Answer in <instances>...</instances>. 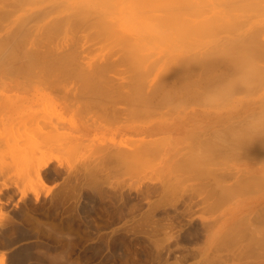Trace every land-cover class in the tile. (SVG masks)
<instances>
[{
	"label": "rangeland",
	"instance_id": "374dc122",
	"mask_svg": "<svg viewBox=\"0 0 264 264\" xmlns=\"http://www.w3.org/2000/svg\"><path fill=\"white\" fill-rule=\"evenodd\" d=\"M7 1L10 2L11 0H0V40L5 39L2 40L4 42L0 43V46L2 45L0 50L5 49L1 51L4 53L0 52V264H264V143L261 142L262 137L264 138V130L258 132L261 133L259 136L257 135L259 139H256L257 141L254 146H249L250 148L248 149L236 148L233 144L234 141L239 139L238 137L244 139L247 137L245 134L234 135L235 130L250 116L264 119V113H190L192 110H199L197 107H200V105L210 110H215L218 107H209L205 103L198 105L197 99L194 96V98L189 96L192 89H189L190 93L188 96L196 101V103L194 101V104L193 101L186 102L187 99L189 100L188 96H186L187 99H182L181 94H179L180 96L174 97L173 99L164 101L157 99L155 101L157 102L155 105L156 108L150 109V105H146V109L147 106L149 107V113L142 106L141 108L146 113L144 110V113L142 111L141 113L138 111L131 113L136 105H141V101L139 100V103L136 102V105L133 104V107L129 110V103H126L129 100H125L132 95L130 93L134 95L138 91L131 92L134 85L129 90L132 84L131 86L129 85V89L128 86L127 88L124 87L126 84H123V82L127 83L129 80L130 83L133 82L132 78L128 79L129 76H133V73L130 74L128 72L130 66L128 68V63H125L123 60V51L128 49V47H125V50H123L122 47L120 48V45H117L124 40L118 43L114 42L113 36H116L115 33L110 36L113 38L108 39L105 38L106 36H104L105 39L102 36H100L102 38H99L95 34L96 30L98 31L99 28H103V26H99L101 22L96 17L98 15L101 16L100 13H107V16L108 14L110 15L108 12L114 10L113 4H109L107 7L100 5L101 9L100 6H97L96 11L99 12V14L96 12L97 16L95 13L92 16L90 14H87V17L84 16V18H88L87 21L83 18L84 24L82 27L84 28L85 25L86 29H79L81 25L78 29H72L73 26L69 25L70 20L73 22L76 18L70 16L66 20L67 22H65V19L74 11L81 10L76 4L64 2V5L70 4L69 6H71V8L65 7V9L61 2L58 6L59 1L54 0H36V2L33 0V3L31 2L33 5L30 3L31 0H29L30 5H28V2V4L24 5L26 2L24 0V2H20V6H17L20 0L18 2L17 0H13L10 3ZM14 2H16L15 5L12 4ZM263 2H260L261 5L257 4L258 6H256L254 4V6H264ZM111 5L113 6L112 8H110ZM207 6L204 5V12L211 9ZM59 7H61V10L58 9ZM187 7L190 9V12H194L192 10L193 6ZM197 7L199 8V6H196V9ZM253 7L251 10L255 9ZM62 8L65 10H62ZM182 9H179V15L182 13ZM251 10L246 15H255L252 19L257 18L256 14L264 13V9L261 7L260 10L259 8ZM5 12H7V16ZM190 12L188 13L189 15H186L187 13L184 12L185 14H182V17L188 18L189 21H192L191 23L185 19L184 21L183 18H177V15L175 16L178 20H182L179 21H184L183 24L180 22L183 26L179 25L175 17L173 18V20L176 19L174 21H177L175 23L170 19V23H173L174 28L172 24L171 26L169 25L170 23L167 24L168 26L166 25L169 20H164L167 26L164 27L165 25H161L162 23L159 21L157 23L155 19L144 22L134 20L135 23H133V20H130L131 22L125 21L123 29H129V25L130 27L133 26L134 28H132L133 31L131 32L120 31V28L115 26L119 30L118 32L126 33L124 38L127 35L132 37H130V40L128 37L127 41L129 40V43L124 41L125 46H130L134 41L133 44L138 43V45H142L141 47L134 45L135 47L146 48L143 51H140L137 47L134 48L140 54L144 55L149 52H151L149 54L153 52L157 53L151 55L153 57L149 54L150 57L147 54L146 56L144 55L147 62L144 61L143 66L140 64L143 68L141 70L139 69V71L142 73L143 70L151 66L149 65L147 67L149 63H152L151 60L155 61L154 58L160 61L158 63L156 60L157 63H155L157 65L155 64V68L153 67L154 63H152L153 71L151 67V69L148 68L150 70L147 69L151 71V76H149L150 74L144 76L142 74V77H140L144 79L146 76L144 80L147 83H144L145 85L148 86L152 80L158 82L161 78L159 74L162 72L166 75L168 74L167 70H170V66H167L169 69L165 70L164 64L165 62L167 63V60L169 62L170 58L171 62H173L172 64L170 62V64L173 66L176 65L174 62L180 59V61H177L179 67L182 65H180L182 61L181 57L183 60L185 56L191 59V54H193L191 57L194 58V55L198 53L199 56H197L198 54L196 55V61H201L202 57V60L204 59L205 61L209 57H200V52L209 48L211 41H215L217 37L227 38L232 35L231 33H239L243 28V26H241L242 28L240 27L241 24L239 22L241 21L242 24L245 23L244 25L253 22H250V20H246L247 22H243V20L236 21L240 25H236L237 27L234 26V29H236L234 32L227 33L225 32V28H228L227 24L229 22L231 24L234 22L235 24L234 17L229 16L226 18L227 22L219 20L214 22L216 28L221 22L227 23H224L226 24L225 28L224 24L221 23V27L219 28L224 29L216 35L219 28L216 30L214 25L212 27L213 23H210L211 25L208 24L209 26L207 24H205L206 26L204 25L207 31H214L212 28L215 29L213 33L203 31L204 26L201 29L200 26L196 28L193 25L196 22L199 23V20H203L202 18L207 15L192 12L193 16H191L192 13ZM194 14L200 17H194ZM27 15L28 18H26ZM61 16H64L65 19L62 17L63 20L60 19V21H57L58 19L56 18H61ZM93 16L96 17L94 18ZM82 17L78 16L79 21H77L76 26H78V22H80ZM92 17L97 20V23L99 22L97 25L99 26L98 29L90 26L92 24L91 21L94 23L92 25H96V21H93ZM98 18L100 19L101 17ZM55 19L58 23L62 22V26L65 23V27H61L62 29L59 31L55 30V28L51 29L56 24L54 22ZM90 19L92 20L90 21ZM87 23L91 24L88 25ZM141 23L144 26L148 24H159L161 27H157L154 31H147L145 28H142ZM185 23L187 26L189 25L188 23L190 25L192 24L196 28V31L201 29L202 34L206 32V38L201 37L204 34H200L201 32L199 31L198 34L201 36L197 35L192 25V32H190L191 28L190 30H188L189 28L185 29ZM230 23L228 26L233 27ZM177 24L183 28L178 27ZM49 25L51 26L49 27ZM86 25L87 27L90 26V28L88 27L87 29ZM169 26L170 28H168ZM44 27H48L50 30ZM177 27L178 29L182 28V31L179 32L176 29ZM74 30H80L82 32ZM102 31L100 32L102 33ZM177 31L179 33H173ZM226 31H229V28ZM46 32L47 34L50 33L51 35H49L51 37ZM100 32H98L99 35H101ZM170 32L173 33L171 34L172 40L180 38L178 39L179 42L181 39H187L190 44L186 43V46H184L187 40L182 41L183 45L178 43L176 39L174 41L170 40V35H168ZM185 32H189L190 34L194 32L196 35L192 36L194 33L191 36L188 34V37L186 35L187 33L185 35L181 34ZM259 32L264 37V32L261 30ZM259 32H256L257 35ZM162 33H168L167 37H169V40L173 44L168 38H164L167 44L160 45V42H164V40L161 41L164 37H162ZM214 33L215 36H213ZM256 33L254 37H256ZM141 34L143 36L148 34L149 39L151 38L150 35L152 37L155 35V37H158V41L160 36L162 38L159 43L151 38V45V43H148L150 42L148 35H146V41L145 37ZM106 35L108 36L109 34ZM181 35L186 36V38H183ZM136 38H140V40L138 41ZM257 38L259 40L260 37L257 36ZM131 40L133 41L131 42ZM259 41L264 40L261 39ZM191 42H193V45ZM3 43H5V47ZM133 44H131V47H133ZM73 46L77 48L75 50L76 52L74 51L75 54L73 52L74 55H72V50H70L75 49ZM38 50H42L39 53L40 55L34 54L36 52L38 53ZM55 50L57 52L59 51V54L56 53L57 55H60V52H62V56L69 53L67 55L69 57H65L67 59L71 56L69 61H72L71 59L73 58V62L76 59L75 56L79 57L81 53V57L84 60L77 57L75 63L80 62L81 64L79 63V66L82 70L87 65L88 68L85 67L84 72L85 70L89 72L94 68H98V66H94L93 69L91 68L96 62L97 64L99 63L100 69L102 68L100 63L103 65L105 62H107L105 65L110 62L114 63L109 64V66L115 65V68H107L104 65L107 69L113 70L111 73L108 71V73L106 68H103L107 72V75L109 74L108 78L106 77L107 82L111 79L112 84L106 82L102 86L107 87L102 88H108L110 98L114 100L115 98H112V95L117 93L114 91L118 89L116 87L120 84L124 88H120L121 86L119 85V89H122L119 92L122 91L121 93H125L127 91L130 94L129 97L127 96L124 99L123 95H119L120 97H118L121 99L116 98L121 100V104H117V101H120L116 99V104L114 103V106H110L115 108L110 109L109 104L105 101L108 97H105L104 102L102 98H98L100 97L98 94V100L100 101L101 99L104 102L101 108L103 106L106 107L102 112L106 111L107 113H97V108L98 112L101 109L96 107V103L93 104L95 106L91 108V112L89 110L90 107L87 106L88 102L86 103L85 100L89 96L93 97L89 95V92L92 91L91 88H94L93 86L96 85L95 83L97 81L93 85L90 82L92 76L89 77V82L88 80H84L87 77H83V74L77 73L79 72L78 70L76 72L75 69L77 66L75 63L72 66L69 64V68L67 67L68 65H64L62 69H59L61 71L56 70L60 74L55 72L54 68L50 70L51 66L46 65L43 61H45V57L50 59L52 57L51 55L56 52ZM77 50L80 52L79 54ZM44 51H46L45 54ZM52 51L55 52L53 53ZM22 53L24 56L28 54L27 57L22 58ZM31 53L33 54L32 57ZM230 53L228 52L224 56ZM13 55L15 57L20 56L22 61L20 59H15V61ZM44 55L47 56L44 57ZM159 55L161 57L163 55V58L159 59ZM175 56H177L176 59L174 58ZM38 57L39 59L36 61ZM140 57L138 56V58ZM42 58L44 59L42 60ZM135 59L136 61L138 60L137 58ZM225 59H227V62L230 56L228 55ZM131 60L133 61V59ZM254 60L251 59V65L258 64L261 67L264 66L262 60L259 61L257 59L255 60L256 63H252ZM136 61L134 62V66ZM10 62L11 65H9ZM21 62L24 63L21 65ZM29 62H34V64ZM37 62L41 65L39 66ZM82 62L85 63L83 66ZM248 62H246V65H249L242 68L244 70V73L241 72L242 74H247L245 70H250V60ZM195 64L196 66L199 64L198 67L200 66V68H198V71H200L195 74L196 69H194V72H191L197 76H199V73L203 75L204 70L202 68L204 66L200 63ZM184 65L188 67L189 64L187 65L185 63ZM10 66H13V69ZM21 66L23 71L19 72L18 68L22 70ZM26 66L30 67L28 68ZM163 66L165 68L164 70L162 69ZM173 66H171L172 71L176 67L178 69V66L172 69ZM66 67L67 69H65ZM192 67L190 65L187 70L190 71ZM221 67L226 72V69L231 66L221 65ZM261 67L259 69L256 67L257 71ZM89 68L92 70H89ZM262 69L264 70L263 67ZM69 70L70 74H73L71 77L68 73ZM218 70L220 69H217L216 72ZM253 70L255 71L254 68ZM129 71L131 72L132 70ZM148 71L144 73H148ZM172 71L169 72L174 73ZM252 71H249V76L254 79L256 77L255 75H258L260 71H256L257 73ZM228 72L231 71L228 70ZM62 73L68 75L65 76ZM76 73L78 76L80 74L83 76L78 77ZM176 73L180 74V72H175L174 74ZM192 73L191 76H194ZM235 73L238 72L235 71ZM241 73L239 72L238 74L241 76ZM95 74L97 75V73H94V76ZM178 74L174 77L176 80L182 75L179 77ZM217 74L213 72V75L217 76ZM63 75L69 79L66 81ZM157 75L160 78H157ZM94 76L92 79H94ZM139 76H141L140 73ZM232 76L230 75V77ZM100 77L97 75L95 79H100V82H102ZM210 77L209 80L213 78L212 76ZM59 78L64 82H60L61 80ZM79 78L81 80L83 78L84 81H82L85 85L80 82L81 80ZM136 78L137 80L135 81H140L138 79L139 77L136 76ZM166 78L164 77V79ZM194 78L198 79L196 76ZM194 78L188 82L195 80ZM206 78L208 79L207 76ZM180 79L181 81L185 80L184 82H187V77L184 79L181 77ZM223 79L226 80V76ZM256 79H254V85L256 87L252 84L246 87L247 85L245 84L247 91L243 87L242 89L245 92L240 89L243 93L242 95L241 92L240 95L238 93L229 105L220 106V108L226 110L234 106L244 105L241 99H244L245 103L246 101H260L261 96L264 95V86L262 87L261 85H264V82L263 78L261 79L263 83H259L260 79ZM178 80L177 83L180 82L182 84ZM75 81L77 85H75ZM104 81L105 78L103 83ZM159 82L157 84L154 83V85H158ZM86 83L91 84V87ZM259 84L261 85V89L258 87ZM160 85H158L159 90H161ZM251 86L258 90L253 89V91L250 90L248 92ZM113 87L116 90H113ZM88 88L91 91L87 90L86 92ZM161 88H163L162 85ZM110 89L115 94L112 91L111 94ZM254 90L257 92L254 93ZM92 92V95H94L95 91ZM194 93L193 91V95ZM206 93L208 92L206 91ZM244 93H250V95L244 96ZM160 94L162 95L163 93H159L158 91L155 96H160ZM7 95H13L14 98L10 97L14 101L11 100L12 102H10V97L8 98ZM202 96L200 97L201 99L204 98ZM94 97L92 99H97ZM108 100L110 101L109 98ZM110 102H112L110 103L111 105L114 101ZM84 107L88 108L89 113H86L88 112L86 111L87 109H85L86 112L84 111ZM123 108L128 109L130 113H127L128 111L126 112V110L121 113V110H118H123ZM111 110L114 113H111ZM114 110H118L119 112L115 113ZM151 110L154 111L151 112ZM221 134L229 137L225 144L217 143V137ZM45 140L49 143H45ZM150 141L151 143H149ZM33 157L36 158V161ZM45 163H48V167L42 170L43 178L41 179L38 172ZM251 171L253 173L255 172V174L250 173ZM249 175H252L257 181H252V177ZM247 176L250 177V179L248 177L250 182H247ZM239 177H242V179L246 177L247 180L245 181L247 184L244 183V185ZM257 177L260 179H257ZM244 179L243 182H245ZM236 180L241 181L240 186L238 185L239 181ZM220 188H222V193ZM226 188L227 190L231 188V195L224 192ZM232 191L234 192L232 193ZM226 195L228 196L226 197ZM239 222H241L240 225ZM244 224L247 225L245 226ZM233 228L237 231L240 230V234L236 230L234 231ZM233 231L236 233H232ZM231 234H234V236Z\"/></svg>",
	"mask_w": 264,
	"mask_h": 264
},
{
	"label": "bare ground",
	"instance_id": "6f19581e",
	"mask_svg": "<svg viewBox=\"0 0 264 264\" xmlns=\"http://www.w3.org/2000/svg\"><path fill=\"white\" fill-rule=\"evenodd\" d=\"M6 1V0H5ZM11 1H13V0H11ZM10 1V2H11ZM19 0H17V2H18ZM22 1L24 2V0H20L19 2H18V4H17V6H20V4L22 3ZM35 2H36V0H34ZM38 1V0H37ZM40 1H43V0H40ZM54 1H59V3L57 4L58 6H59V4H63L64 5V2H71L72 4H76V5H78L79 6V8L82 10V12H81V10H79V11H77L78 12V14H77V12L76 11H74L73 13H71V14H69V16H68V18H66L65 19V15L64 16H61V18H56V19H58L57 21H60V19L61 20H63L62 19V17L65 19V22H67L66 20L67 19H69L70 18V16L72 17L73 16V18H76V20L75 21H71L70 20V24L69 25H71V26H73L72 27V29H78L79 28V26H80V28L79 29H81V28H83L82 26H83V22H84V19H85V21H87L88 20V18H86L87 17V14L89 15H91L92 16V14L93 13H95V15L97 16V13L99 14V12H97L96 11V7L98 6H102V7H104V5H105V7H107V5L109 6V4H113L114 5V7L111 5L110 6V8H112L113 7V11L112 12H108V13H110V15L108 14V16L106 15V14H102V13H100L101 14V16H95L96 17V19H98V21L99 22H101L100 23V25L99 26H103V28L101 29V28H99V26H97L98 24H99V22L97 23V20L96 19H93V17H92V19H93V21H96V25H92V24H94L91 20L92 19H90V21H91V23H87L88 25H90L91 27H94V28H96V29H98V31L96 32L95 31V34H97L98 36H99V38H104V36H106L105 38L106 39H108V38H113L114 37V42L115 43H118L119 41L121 42V40H124L126 43H129L130 41V35L128 36H126L125 38H124V36L126 35V33L124 34V33H121V32H118L119 30L121 31H133V29L132 28H134L133 26L132 27H130V25H129V29L127 28L126 30H124L123 29V25H124V23H125V21L126 22H131L130 20H133V23H135L134 22V20L136 21V20H141L140 22H144V21H147V20H153V19H155V21H157V23H159V22H161L162 24L161 25H165V23L166 22H164V20H169V22L167 21V23H166V25L167 24H169L170 23V19L172 20V22L173 23H175V22H177V21H174V20H176L178 17H180V18H183L182 17V14H185L184 12H186L187 14L186 15H189L188 13L190 12L189 10V8H188V10H187V8H186V6H189V7H191V6H193L191 9L192 10H194V12L193 13H195V14H204V15H207V16H204L202 19L203 20H199V23L198 22H196V23H194L193 25H194V27L196 26V28H199L198 26H200L201 27V29L203 28V26L205 25V24H209V25H211L210 23H213L212 24V27H213V25H214V22H216V21H226V18L227 17H234L233 18V20L235 21V24H234V22L231 24L230 22V24L231 25H233V27H231L230 25V27L228 26V24L226 23V22H221V23H226L227 24V27L229 28V31H226L228 28H225V26H226V24H224V28L226 29L225 30V32H234V30H236V29H234V26H236V25H240V27L241 26H243V28L241 29L240 27V32L239 33H237V34H233V33H231L232 35H230L229 37H227V38H216L215 39V41H211V43H210V47L209 48H207L206 50H204L203 52H200V57L201 56H207V57H209L208 59H205V61H204V59L202 60V58H201V61H196V57L197 56H199V54L197 55V54H195L194 55V58L193 57H191L193 54H191V56H190V58L191 59H189V58H187L186 56V58L184 57V60H183V58L181 57V62H180V67L178 66V63H177V61H180V59H178V60H176V62H174L176 65L175 66H173V65H171L173 62H171V58L169 59L170 61L168 62V60H167V63L165 62V68H164V66H163V70L165 69V70H167V69H169L170 68V70H167L168 71V77H167V75L165 74V73H163L162 71V75L161 74H159L160 76H161V78L160 77H158L159 75H157V78H160L159 80H158V82H159V84H161L162 85V87L163 88H161V85H160V89L162 90H159L158 88V85H154V83L155 84H157L158 82H156V80H155V82L152 80V82H149V84H148V86L147 85H145L146 83H147V81L146 80H144L145 78H146V76L144 77V79L143 78H140V77H142V74H143V76L144 75H149L150 74V72L151 71H148V70H150L151 68H152V63H154V65H153V67L155 66V64L157 63L156 62V60H157V58H154L155 59V61H152L151 60V64L149 63L148 65H147V67L149 66V65H151L150 67H148V68H150V69H148V68H146V70H143V72L141 73V71H139V69L141 70L143 67H141V66H143V62L144 61H146V54H144V55H142V54H140L138 51H136V50H134V48H136L137 46H142V45H138V43L137 44H133V40H131V44H133V47H131L132 45L130 44V46H125L124 45V41H122L121 43H119V44H117V45H120V48L122 47V49L123 50H125V47L127 48L128 47V49H126L125 51H123L124 52V56H123V60H124V62L125 63H128V68H129V66H130V68H129V70H132L131 72L128 70V72L130 73V74H132L133 73V76L131 75V76H129L128 77V79H131L132 78V81L133 82H127V83H124L123 81V84H126V86L124 85V87H126L127 88V86H128V89L130 88V86H131V84H132V86H131V88L129 89V90H131L132 88H133V85H134V88L131 90V92H135V91H137V93L135 92L134 93V95H133V93H130V94H132L130 97H132V98H130L129 97V93H127V91H125V93H121V92H119V90H122L123 88H122V86L120 85V84H118V86L116 87V88H118L117 90H116V88H114L113 87V90H116V91H114L115 93H113V91L110 89V93H111V91H112V93L113 94H115V95H112V98H115L114 100L112 99L111 100V96H110V94H109V90H108V88H106V89H103V88H105V87H107V86H102V85H104L106 82H107V80H106V77L108 78V75H107V72L108 71H110V73H111V71H113V70H111V69H107V68H111V67H114L115 65H113V66H109V64H114V63H112V62H110V63H108V64H106L105 65V63H107V62H105L104 63V65L107 67H105L102 63H100V65H102V68L100 69V67H99V63L97 64V62H96V64H94V63H91V64H94V65H92V69L94 68V66L96 67V66H98V68H94L93 70L92 69H90L89 68V70H92V71H89V72H86V70H85V72L83 71L84 70V68L85 67H87V65L83 68V70H82V68H80V66H79V63H75V61H76V59H77V57L75 56V58L76 59H74V62H73V58L71 59L72 61H69L70 60V58H71V56H70V58H67L66 59V57L65 56H67L68 54H65V55H61V53L62 52H60V55H57V54H59L56 50V52L54 53L53 51V53L55 54H52L51 56L53 57H48V58H50V59H47V57H45V56H47V55H44V57H45V61H43V63L45 62L46 63V65L48 64L49 66H51L50 67V70H51V68H54L55 69V72H57L56 70H59V69H62V67H64V65H68L67 67L69 68V64H71V66H72V64L74 65V63H75V65L77 66L76 67V72H77V70L79 71V72H77V73H81V74H83L82 76L83 77H87V78H85L84 80H88L89 79V77H91V80H90V82L94 85V82H96L95 84L96 85H92L94 88H91V90L92 91H95L94 92V95H92L93 94V92L88 88V89H86V92H87V90H89V91H91V92H89L88 94L89 95H91V96H95L96 98L98 97L97 95L99 94V96L100 97H98V98H102L103 99V101L105 100V97H108L109 99H110V101H114L113 102V104H111L110 105V103H112V102H110L109 100H108V98H106L107 100H105L106 102H107V104H109V108L111 109L112 107H110V106H114L115 104H116V97H118L119 95H123L124 96V99H125V97H129V98H126L125 100L127 101V99L129 100V101H125V100H122V101H125L126 103H129L128 104V106L130 107V109H129V107H128V109L129 110H131V107H133V104L134 105H136L135 103L136 102H138L139 100L141 101V105L139 104L138 106L136 105L135 107H134V109L131 111V113H136L137 111L139 112V113H141V111L143 112V108H141V106L142 107H144L145 109H146V105H150V109H152V108H156L155 107V105L157 104V102H155L157 99L158 100H161V101H164V100H167V99H173L174 97H177V96H180L179 94H181V98L183 99H185L186 98V96H188L189 95V91L191 90L192 92V94L190 93V97H195V99H197L196 101H197V103H198V105L199 104H201V103H203L204 104V98H203V96L205 97V95L207 94L206 93V91L207 92H209V91H211V90H214V89H218V88H220V86H221V84L223 85L225 82H227L228 80H231V79H235V78H240V79H242L243 80V82H244V84H246L247 86L246 87H248L249 85H254V82H255V78H257L256 80H259L258 82L259 83H261L262 81H261V79L263 78V82H264V70H263V72H262V70H261V68L263 67L264 68V66H259L258 64H252L251 65V59H255V60H257V59H259V61H261L262 60V63H264V41H259V40H264V37L263 36H261L262 34H260V30L261 31H263L264 32V13H259V14H256V19L254 18V19H252V17H254V16H248V15H246V14H249L248 12H249V10H251V8L254 6V4H256V6H258V5H261V1L263 2L264 0H54ZM8 2V1H7ZM10 2H8V3H10ZM21 2V3H20ZM29 3V0L27 1L26 0V2L24 3V5L25 4H28ZM33 3V0H31L30 1V3ZM61 2V3H60ZM6 3V2H5ZM30 3L28 4V5H30ZM31 3V4H32ZM37 3H39V2H37ZM264 3V2H263ZM1 4V3H0ZM12 4H16V2H14V3H12ZM258 4V5H257ZM3 5V4H2ZM10 5V4H9ZM23 5V4H22ZM33 5V4H32ZM63 5H60V6H63ZM68 5V6H67ZM65 4L64 5V7L63 8H67V7H69V8H71V6H69L70 4ZM201 5H203V6H201ZM204 5H208L207 7H210L211 9H207L206 11L207 12H204V10H205V8H204ZM251 5H252V7H251ZM4 6H5V4H4ZM92 6V7H91ZM101 6H100V9H101ZM180 6H182L181 8H185V10H183L182 9V13H180V15H179V9L181 10V8H180ZM196 6H199V8L197 7V9H196ZM256 6H254L255 7V9H252V10H256V8L258 9L259 8V10H260V7L261 8H263L264 9V6H259V7H256ZM97 7V8H98ZM195 7V8H194ZM202 7H203V9H202ZM253 7V8H254ZM47 8V7H46ZM62 8V10H65V9H63ZM68 8V9H69ZM74 8V7H73ZM90 8H91V10H90ZM93 8V9H92ZM54 9V8H53ZM56 9V8H55ZM59 10H61V7H59L58 8ZM95 9V10H94ZM106 9V8H105ZM196 9V10H195ZM199 9H201V10H199ZM58 10V11H59ZM103 10V9H102ZM197 10H199L198 12H197ZM251 10V11H252ZM262 10V9H261ZM40 11V10H39ZM95 11V12H94ZM107 11H109L108 9H107ZM184 11V12H183ZM258 11V10H257ZM47 12V11H46ZM60 12V11H59ZM75 12H76V15H75ZM91 12V13H90ZM97 12V13H96ZM105 12V11H104ZM192 12H190V13H192ZM197 12V13H196ZM6 13V16H7V12H5ZM193 13L191 14V16H193ZM10 14V13H9ZM8 14V15H9ZM47 14V13H46ZM45 14V15H46ZM49 14V13H48ZM74 14V15H73ZM195 14H194V17H197V16H195ZM177 15V18L175 17ZM1 16H3L2 14H1ZM66 16V17H67ZM75 16V17H74ZM78 16L79 17H82V19L84 18V16H86L83 20L81 19L80 20V22H78V26H76V24H77V21H79V18H78ZM91 16H89L90 18H91ZM5 17V16H4ZM31 17V16H30ZM94 17V18H95ZM98 17H101L100 19L98 18ZM176 18V19H174L173 20V18ZM198 17H200V16H198ZM197 17V18H198ZM3 18V17H2ZM26 18H28V15H27V17ZM25 18V19H26ZM73 18H71V19H73ZM56 19H55V23L56 24H54V27H51V29L52 28H55V30H60V29H62L63 27H65V23H63V26H62V22L60 23H58V22H56ZM187 20V21H189V19L188 18H183V20ZM245 19V20H244ZM74 20V19H73ZM101 20V21H100ZM162 20H163V22H162ZM178 20V19H177ZM179 20H181V19H179ZM178 20V23H179V25H182L183 23H184V21L183 22H181V21H179ZM232 20V19H231ZM241 20H243V22H247L246 20H250V22L251 21H253V22H251V23H248V24H246V25H244V24H242L241 22ZM21 21H23V20H21ZM89 21V22H90ZM116 21H117V23H116ZM159 21V22H158ZM186 21V22H187ZM202 21V22H201ZM236 21H241V22H239L240 24H238V22H236ZM64 22V21H63ZM76 22V23H75ZM81 22H82V24H81ZM182 24H181V23ZM190 23L192 22L191 20L189 21ZM75 23V24H74ZM102 23H104V24H102ZM173 23H170L169 25L171 26V24H172V27L174 26L173 25ZM190 23H188L189 25H190ZM221 23L219 24V26L217 27V28H219V27H221ZM237 23V24H236ZM26 24V23H25ZM73 24V25H72ZM102 24V25H101ZM137 24V23H136ZM197 24V25H196ZM74 25H75V27H74ZM138 25V24H137ZM141 25H142V23H141ZM161 25H159V24H152V25H150V24H148V25H142V28L144 29H146L147 31H154V30H156L157 29V27H161ZM164 26V27H167V26ZM186 25V26H185ZM188 25V26H189ZM192 25V24H191ZM191 25L188 27L187 26V24L185 23L184 24V26L186 27H184L185 29H188V30H190V28H191ZM193 25H192V27H193ZM208 25V26H209ZM51 25H49V27H50ZM53 26V25H52ZM90 26H88L89 28H90ZM115 26H118V28H120L119 30L118 29H116V27ZM170 26L168 27V28H170ZM176 26V25H175ZM177 26H178V24H177ZM183 26V25H182ZM182 26H178V27H182ZM206 26V25H205ZM205 26H204V30L203 31H206V32H208V33H210V32H215V29H213L212 28V30H214V31H210V30H208L207 31V29L205 30ZM223 26V25H222ZM62 27V28H61ZM86 27H87V25H86ZM88 27H87V29H88ZM163 27V26H162ZM178 27L176 28V29H178ZM193 27V29L195 30L196 28H194ZM237 27V26H236ZM44 28H48V27H44ZM174 28V27H173ZM183 28V27H182ZM182 28H180V29H178V31L180 32V31H182ZM210 28V27H209ZM208 28V29H209ZM214 28H216V26L214 25ZM217 28H216V30H217ZM223 28V29H224ZM232 28V29H231ZM238 28V29H239ZM70 29V28H69ZM83 29H86L85 28V25H84V28ZM101 29V30H100ZM114 29H116V30H114ZM175 29V30H176ZM192 28H191V31L190 32H192V30H193ZM201 29L199 30L198 29V31L199 32H201L200 34H202V31H201ZM211 29V28H210ZM223 29H218V31L216 32V35H217V33L219 34L220 33V31L222 32L223 31ZM48 30H50L49 28H48ZM103 30V31H102ZM109 30V31H108ZM111 30H113V31H111ZM184 30V29H183ZM231 30V31H230ZM259 32V34H260V36H259V34L257 35V31ZM74 31H77V32H79L78 30H74ZM100 31H102V33L100 32ZM173 32V33H179V32ZM187 31V30H186ZM198 31H194V32H196V34L197 35H200V34H198ZM210 31V32H209ZM55 32V31H54ZM80 32H82V31H80ZM98 32H100V34L101 35H99V33ZM109 32V33H108ZM193 32V33H194ZM206 32H204L202 35L203 36H201V37H205V33ZM23 33V32H22ZM52 33V32H51ZM109 34L108 36L106 35V34ZM114 33L116 34V36L114 35ZM172 32H170V34H168V33H162V37L160 36V38H159V41L161 40V38H162V40L161 41H163L164 40V42H160L159 43V41H158V37H155V35L152 37V35H150L151 36V38H152V40H156V42L157 43H159L160 45L162 44V45H164V44H167L166 43V40L164 39V38H168V40H169V37H167V34L168 35H170V40H172V36H171V34H173ZM187 33V34H186ZM193 33H191V34H193ZM256 33V37L258 36V37H260L259 38V40H258V38L256 39V37H254V34ZM262 33V32H261ZM46 34H47V32H46ZM50 33H48L47 35H49ZM104 34V35H103ZM119 34V35H118ZM122 35V37H121V35ZM182 35H188V34H190L189 32H185L184 34L183 33H181ZM191 34H190V36H191ZM195 33H194V35H192V36H195L196 35ZM207 34V33H206ZM51 35V34H50ZM49 35V36H50ZM111 35H114L113 37H110ZM142 36H143V34H141ZM146 35H148V34H146ZM143 36V37H145V40L147 39L146 37L147 36ZM161 35V34H160ZM176 35V34H175ZM177 35H179V34H177ZM181 35V36H182ZM209 35H211V34H209ZM229 35V34H228ZM263 35H264V33H263ZM100 36H102V37H100ZM180 36V37H181ZM212 36V35H211ZM213 36H215V33L213 34ZM13 37V36H12ZM11 37V38H12ZM51 37V36H50ZM128 37H129V40L127 41V39H128ZM155 37V39H153ZM183 38H186V36H182ZM188 37H189V35H188ZM187 37V38H188ZM210 37V36H209ZM261 37H263V38H261ZM104 38V39H105ZM118 38V39H117ZM124 38V39H123ZM132 38V37H131ZM151 38L149 39V35H148V40L150 41V42H148L149 44L151 43V45H152V41H151ZM177 38H178V36H177ZM198 38V37H197ZM206 38V37H205ZM116 39V40H115ZM137 39V38H136ZM174 39V38H173ZM176 39V38H175ZM174 39V40H175ZM178 39H180V38H178ZM178 39H176V41L178 42ZM190 39V38H189ZM195 39V38H194ZM199 39V38H198ZM2 40H5V39H1L0 40V43H2V42H4V41H2ZM7 40H8V38H7ZM16 40V39H15ZM19 40V39H18ZM138 41L140 40V38L139 39H137ZM169 40V41H170ZM174 40H172V41H174ZM187 39H181V40H179V42L178 43H180L181 45H183V43H182V41H186ZM259 41V43H258V41ZM117 41V42H116ZM147 41V40H146ZM168 41V42H169ZM172 41H170L172 44H173V42ZM188 41L189 40H187L185 43H184V46H186L185 44L186 43H188ZM7 42H9V41H7ZM17 42V41H16ZM22 42V41H21ZM169 42V43H170ZM261 42V43H260ZM123 43V45H121ZM125 43V44H126ZM192 43V45H193V42H191ZM4 44V47H5V43H3ZM8 44V43H7ZM11 44H13V42H11ZM23 44V43H22ZM74 44H75V42H74ZM188 44H190V42L188 43ZM195 44V43H194ZM9 45V44H8ZM18 45V44H17ZM21 45V44H20ZM127 45H129V44H127ZM134 45H137L136 47L134 46ZM196 45V44H195ZM2 46V45H1ZM1 46H0V48H1ZM23 46V45H22ZM21 46V47H22ZM39 46V45H38ZM41 46H42V44H41ZM124 46V47H123ZM178 46V45H177ZM205 46V45H204ZM204 46H202V47H204ZM14 47V46H13ZM36 47V46H35ZM34 47V48H35ZM47 47V46H46ZM55 48H56V46H54ZM53 47V48H54ZM144 47V46H143ZM200 47V46H199ZM198 47V48H199ZM206 47V46H205ZM3 48V47H2ZM15 48V47H14ZM37 48V47H36ZM35 48V49H36ZM58 48H60L59 46H58ZM57 48V49H58ZM73 48H75V46H73ZM131 48H133V49H131ZM137 48H139V47H137ZM156 48V47H155ZM4 49V48H3ZM3 49H1L0 50V52L3 50ZM10 49V48H9ZM8 49V50H9ZM29 49H31V48H29ZM38 49V48H37ZM36 49V50H37ZM77 48H75L74 50L73 49H70V50H72V55H74L75 54V50H76ZM140 49V51H143L144 49H146V48H139ZM139 49H137V50H139ZM5 50V49H4ZM13 50V49H12ZM12 50H11V52H12ZM26 50V49H25ZM34 50V49H33ZM33 50H32V53H33ZM54 50V49H53ZM62 50V49H61ZM60 50V51H61ZM133 50V51H132ZM17 51V50H16ZM21 51V50H20ZM23 51V50H22ZM35 51V50H34ZM39 51V50H38ZM40 51H42V50H40ZM40 51L37 53H34V54H38V55H40L39 53H40ZM47 51V50H46ZM46 51H44V54H45V52ZM75 51V52H74ZM146 51V50H145ZM202 51V50H201ZM28 53H30L29 51H27ZM73 52H74V54H73ZM225 52H231L230 54H228L229 56H230V59H228V61L226 62V60L227 59H225L226 57H228V55L227 56H224V54H225ZM1 53H4V52H1ZM31 53V54H32ZM51 53V52H50ZM57 53V54H56ZM70 53H71V51H70ZM77 53L79 54L80 52H78V50H77ZM126 53V54H125ZM136 53H138V54H140V55H138L140 58H138V56L136 55ZM149 53H151V52H149ZM148 53V54H149ZM226 53V54H227ZM234 53V54H233ZM10 54V53H9ZM14 54H15V52H14ZM17 54V53H16ZM19 54H21V53H19ZM25 54V53H24ZM31 54H29V55H31ZM63 54H64V52H63ZM147 54V56L148 57H150L151 55H155V54H157V53H155V52H153L152 54H149L148 55ZM225 54V55H226ZM28 55V54H27ZM27 55H25L26 57H27ZM37 55V56H38ZM197 55V56H196ZM215 55V56H214ZM218 55V56H217ZM14 56V55H13ZM17 56H19V55H17ZM22 58L23 57H25L24 55H23V53H22ZM33 56V54L31 55V57ZM214 56V57H213ZM28 57H30V56H28ZM67 57H69V56H67ZM73 57V56H72ZM142 57H144V58H142ZM147 57V58H148ZM151 57H153V56H151ZM159 59H162L163 58V55H162V57L159 55ZM176 57L177 56H175L174 58L176 59ZM199 57V58H200ZM213 57V58H212ZM36 58V57H35ZM35 58H33V59H35ZM79 59L80 58H82L81 57V53H80V55H79V57H78ZM135 58H137L138 60L136 61V59ZM173 57H172V59H174ZM212 58V59H211ZM7 59V58H6ZM9 59V58H8ZM12 59V58H11ZM19 60L20 59V56L19 57H15L14 56V60ZM39 59V57L36 59V61ZM44 58H42V60H43ZM83 59V58H82ZM131 59H133V61L135 60L136 61V63H135V66H134V62L131 60ZM149 59V58H148ZM147 59V60H148ZM153 59V60H154ZM13 60V61H14ZM15 60V61H16ZM21 60V59H20ZM84 60V59H83ZM194 60V61H193ZM250 60V70H245V71H247V74L245 73V74H242L241 72H243L244 73V70H242V68H245V66H248V65H246L247 63H249L248 61ZM255 60H254V62H252V63H256L255 62ZM4 61H5V59H4ZM12 61V62H13ZM22 61V60H21ZM27 61V60H26ZM31 61H34V60H31ZM35 61V62H36ZM40 61V60H39ZM79 61V60H78ZM158 61V60H157ZM189 61V62H188ZM192 61V62H191ZM6 62V61H5ZM9 62V61H8ZM41 62V61H40ZM147 62V61H146ZM156 62V63H155ZM160 61H158V63H159ZM170 62H171V64H170ZM200 63L201 65H203L204 66V68H202L201 70L203 71V75L201 74V73H199L198 75L199 76H197V75H195L197 72H199L198 71V68H200V66L198 67V65L199 64H197V66H196V64L195 63ZM204 62V63H203ZM247 62V63H246ZM15 63V62H14ZM22 63H24V62H21L20 64L22 65ZM29 63H33L34 64V62H29ZM38 63V62H37ZM42 63V62H41ZM145 63V62H144ZM185 63H187V65H188V67L187 66H185L184 64ZM194 65L193 67H192V64ZM203 63V64H202ZM258 63V62H257ZM16 64V63H15ZM78 64V65H77ZM81 64V63H80ZM83 64H85V63H83L82 62V66H83ZM140 64H141V66H140ZM168 64V65H167ZM225 64V65H224ZM3 65H4V62H3ZM9 65H11V62H10V64ZM29 65V64H28ZM38 65H39V63H38ZM41 65V64H40ZM39 65V66H40ZM45 65V64H44ZM45 65V66H46ZM157 65V64H156ZM190 65H191V67L193 68H190L189 70L190 71H188L187 69L190 67ZM231 66V67H229V68H227L226 70V72H225V70H224V68H220V66ZM13 66H14V64H13ZM12 66V67H13ZM18 66V65H17ZM23 66H25V65H23ZM32 66V65H31ZM34 66V65H33ZM37 66V65H36ZM139 66H140V68H139ZM167 66L169 67V68H167ZM171 66H173L172 67V69L173 68H175L176 66H178V69L179 70H182V71H179L178 69H177V67L173 70L174 71V73L175 72H180V74H178V73H176V74H174V73H170L172 70H171ZM196 66V67H195ZM203 66H201V67H203ZM5 67V66H4ZM9 67V66H8ZM11 67V66H10ZM11 67V68H12ZM26 67H30V66H26ZM67 67L65 68V69H67ZM75 67V66H74ZM106 68V71L104 70L105 68ZM137 67H138V71H137ZM187 67V68H186ZM217 67H219V68H217ZM255 69V71L253 70V68ZM256 67H257V69H259V67H261L260 68V70H258L257 71V69H256ZM6 68V67H5ZM21 68H22V66H21ZM34 68V67H33ZM39 68V67H38ZM73 68V67H72ZM88 68V67H87ZM104 68V69H103ZM115 68V67H114ZM136 68V69H135ZM155 68V67H154ZM185 70H183V69ZM186 68V69H185ZM231 68H233V69H231ZM7 69V68H6ZM13 69V68H12ZM19 69V72L20 71H23V68H22V70H20V68H18ZM25 69V68H24ZM47 69H49V68H47ZM71 69V68H70ZM138 72V75H137V72L135 71V70ZM148 69V70H147ZM194 69H196V72H194ZM214 69H216L215 71H214ZM217 69H220V70H218V72H219V74H217L218 72H216L217 71ZM236 69V70H235ZM241 71H240V70ZM11 70V69H10ZM26 70V69H25ZM31 70V69H30ZM35 70V69H34ZM73 70V69H72ZM74 70V71H75ZM88 70V69H87ZM154 69L152 68V71H153ZM177 70V71H176ZM223 70V71H222ZM228 70L229 71H231V72H228ZM239 70V71H238ZM253 70V71H252ZM18 71V70H17ZM33 71V70H32ZM47 71V70H46ZM59 71H61V70H59ZM63 71H65L64 69H63ZM67 71V70H66ZM98 71V72H97ZM148 71V73H144V72H147ZM167 71H165V72H167ZM170 71V72H169ZM172 71V72H173ZM187 71V72H186ZM194 72L195 74H193L192 72ZM201 71V72H202ZM212 71V72H211ZM221 71V72H220ZM235 71L236 72H240L242 75L240 76V74H238V73H235ZM249 71H252V72H259L258 73V75H255V74H253V75H255L254 77V79H253V77H251V76H249L250 75V72ZM31 72V71H30ZM49 72V71H48ZM51 72V71H50ZM54 72V71H53ZM103 72H104V74H103ZM135 72H136V74H135ZM194 75V76H196V77H198V79L197 78H194V76H191V73ZM210 72V73H209ZM213 72H214V74H217V76H215V75H213ZM216 72V73H215ZM256 72V73H257ZM17 73V72H16ZM24 73V72H23ZM47 73V72H46ZM57 73H59V72H57ZM69 74H70V70H69V72H68ZM76 73V74H77ZM94 73H97V75H98V77L99 76H101L100 78H101V80H102V82H100V79L99 80H97V79H95L96 77H97V75L95 74V76H94ZM106 73V74H105ZM109 73V72H108ZM139 73H140V75L141 76H139ZM160 73V72H159ZM207 73H208V75L210 74V76H212L213 78L212 79H210L209 80V78H211L210 76H208L207 75ZM231 73V74H230ZM233 73V74H232ZM235 73V74H234ZM22 74V73H21ZM27 74V73H26ZM28 74H30V73H28ZM52 74V73H51ZM56 74V73H55ZM60 74V73H59ZM62 74H65V76H67L66 75V73H62ZM81 74L79 75V76H81ZM100 74H102V75H100ZM178 74V76L180 77V75L182 74H184L183 76L181 75V77L184 79V78H186L187 77V82H184L185 80H183V81H181V77L180 78H178L181 82H182V84L180 83V82H178L177 83V80L174 78L176 75ZM185 74H187V75H190V76H186ZM206 74V75H205ZM23 75V74H22ZM24 75H25V73H24ZM23 75V76H24ZM71 75H73V74H70V77H71ZM104 75H106V76H104ZM164 75H166V76H164ZM200 75H202V76H200ZM230 75H233L232 77H230ZM252 75V74H251ZM65 76L63 75V77L65 78ZM74 76H75V73H74ZM77 76H78V74H77ZM76 76V77H77ZM78 76V77H79ZM81 76V77H82ZM93 76H94V79H92L93 78ZM135 76V77H134ZM136 76L137 77H139L138 79L140 80V81H135V80H137V78H136ZM149 76H151V74L149 75ZM177 76V77H178ZM204 76V78H202ZM206 76L208 77V79L206 78ZM214 76H215V78H214ZM225 76H226V80L225 79H223V78H225ZM52 77V76H51ZM54 77V76H53ZM62 77V76H61ZM164 77L166 78V79H164ZM188 77H191V78H188ZM216 77H217V79H216ZM104 78H105V81H104V83H103V80H104ZM148 78V77H147ZM192 78H194L195 80H192V81H190V82H188L189 80H191ZM61 81L60 82H64V81H62V79L61 78H59ZM66 79V81H67V79H69L68 77L67 78H65ZM74 79V78H73ZM134 79V80H133ZM163 80V82H162V80ZM199 81H197V80ZM216 79V80H215ZM77 80V79H76ZM79 80H81V78H79ZM82 80H83V78H82ZM80 81V82H82L84 85H85V83L83 82V81ZM89 80H88V82H89ZM92 80H94L93 82H92ZM172 80V81H171ZM178 80V81H179ZM213 80H215V81H213ZM65 81V82H66ZM69 81H71V80H69ZM78 81V80H77ZM135 81V82H134ZM144 81V82H143ZM172 83H171V82ZM174 81V82H173ZM176 81V82H175ZM220 81V82H219ZM221 81H222V83H221ZM224 81V82H223ZM55 82V81H54ZM101 84H100V83ZM262 82V83H263ZM103 83V84H102ZM107 83H110V84H112L111 83V79H109V82H107ZM128 83H130V84H128ZM135 83H137V84H135ZM145 83V84H144ZM166 83V84H165ZM218 83H220V84H218ZM57 84V83H56ZM61 84V83H60ZM86 84H88V83H86ZM128 84V85H127ZM258 84V83H257ZM75 85H77L76 84V81H75ZM89 85V87H91L90 85L91 84H88ZM99 85V86H98ZM107 85H109V84H107ZM114 85V84H113ZM119 85L121 86L120 88H122V89H119ZM130 85V86H129ZM154 85V86H153ZM165 85V86H164ZM262 85V87L264 86L263 84H261ZM260 84H259V88H260V86H261ZM97 86H98V88H97ZM101 86V87H100ZM152 86H153V88H152ZM255 87H256V85H254ZM83 87V86H82ZM100 87V88H99ZM103 87V88H102ZM136 87V88H135ZM138 87V88H137ZM246 87H244V89L246 88ZM255 87H253L252 88V86H251V89L249 88L248 89V92L250 91V90H252L253 91V89H257V88H255ZM84 88H86V87H84ZM83 88V89H84ZM103 90H102V89ZM152 88V89H151ZM202 88V89H201ZM135 89V90H134ZM151 89V90H150ZM155 89V90H154ZM157 89H158V91H159V93H163L162 95L160 94V96H155L157 93H158V91H157ZM190 89V90H189ZM242 89V88H241ZM244 89H242L241 91H243V92H245V91H247L246 89H245V91H244ZM261 89V88H260ZM102 92H101V91ZM106 90V91H105ZM140 90V91H139ZM187 90V91H186ZM201 90V91H200ZM258 90V89H257ZM83 92H84V90H82ZM96 91H98L97 93H96ZM100 91V92H99ZM103 91H105V92H103ZM185 91V92H184ZM193 91L195 92L194 93V95H193ZM240 89H239V94L238 95H240ZM251 91V93L253 94V92ZM141 92H142V94H141ZM144 92V93H143ZM186 93V94H184V93ZM199 92V93H198ZM201 92V93H200ZM203 92H204V94H203ZM247 92V93H248ZM257 92V91H256ZM255 92V90H254V93H256ZM111 93V94H112ZM247 93H244L245 95L244 96H246V95H250V93L249 94H247ZM262 93V92H261ZM85 94H87V93H85ZM104 94V95H103ZM106 94V95H105ZM109 94V95H108ZM125 94V95H124ZM128 94V95H127ZM137 94H138V96H137ZM201 94V95H200ZM243 93L241 92V95H242ZM260 94V93H259ZM102 95V96H101ZM140 95V96H139ZM159 95V94H158ZM192 95V96H191ZM198 95V96H197ZM203 95V96H202ZM11 96V95H10ZM10 96H8L7 95V97L9 98ZM134 96V97H133ZM162 96V97H161ZM188 96V98H189V100L187 99V101L186 102H188V101H190V102H192L193 101V104H194V97L193 98H190ZM202 96V98L203 99H201L200 97ZM244 96H242V97H244ZM12 98H14L13 97V95L11 96ZM10 97V102H12V101H14V99L12 100V98ZM16 97V96H15ZM88 97V96H87ZM93 97H90L89 96V98H87V100H85L86 101V103H87V106L88 107H90L89 108V110L92 112V110H91V108H93L95 105H96V107H99V109H101V111L100 112H98V108H97V113H107L106 111L105 112H102V111H104L105 110V108L106 107H102L101 108V106L103 105V103L105 102H102L101 101V99H100V101L98 100V98L97 99H92ZM94 97V98H95ZM120 97V96H119ZM118 97V98H119ZM122 97V96H121ZM159 97V98H158ZM138 98V99H137ZM199 98V99H198ZM91 99V100H90ZM119 99H121V98H119ZM119 99H117V100H119ZM123 99V98H122ZM191 99V100H190ZM12 100V101H11ZM89 100H90V102H89ZM95 100H97L98 101V103H97V101H95ZM132 100V101H131ZM135 102H134V101ZM199 100H202V101H199ZM93 101V102H92ZM120 102H118L117 101V104H121V100H119ZM131 101V102H130ZM139 101V102H140ZM196 101H195V103H196ZM241 101H242V103H244V105H241V106H234V107H232V108H227L226 110H224V109H221L220 108V106L218 105V107L215 109V110H210V109H207V108H205L204 106H201L200 105V107L198 106L197 107V109H199V110H192V111H190V113H264V95H262L261 96V100L260 101H258V102H251V101H249V102H247L246 101V103H245V101H244V99H241ZM244 101V102H243ZM125 102H123V103H125ZM134 102V103H133ZM138 102V103H139ZM182 102H184V100H182ZM89 103H90V105H89ZM94 103H96L95 105H93ZM115 103V104H114ZM137 103V104H138ZM143 103V104H142ZM101 104V105H100ZM106 104V105H107ZM132 104V105H131ZM202 104V105H203ZM97 105H99V106H97ZM127 105V104H126ZM196 105V104H195ZM108 106V105H107ZM151 106H153V107H151ZM207 106V105H206ZM104 108V109H103ZM113 108H115V107H113ZM112 108V109H113ZM148 106H147V111H148ZM85 109H87L86 111H88V112H86L85 111ZM109 109V110H110ZM128 109H124L123 108V110L122 109H118V110H121L120 112L122 113L123 111H125L126 110V112L128 111ZM89 110H88V108L87 107H84V111L86 112V113H89ZM118 110H114L115 111V113L117 112H119ZM135 110V111H134ZM112 111V112H111ZM110 112L111 113H114L113 112V110H111ZM150 111V110H149ZM149 111H148V113H149ZM152 111H154V110H151V112ZM126 112H124V113H126ZM144 112L146 113V111L144 110ZM143 112V113H144ZM127 113H130L129 111L127 112ZM261 133H257L255 136H252V137H249V136H245L246 137V139H244V138H240V137H238L239 139L238 140H236V141H234L233 142V144L236 146V148H241V149H248V148H250V147H252V145L254 146V144L256 143V139H259V135H260ZM258 135V136H257ZM263 135V134H262ZM43 136V135H42ZM45 136H46V134H45ZM41 137V136H40ZM244 137V136H243ZM257 137V138H256ZM45 138V137H44ZM48 138V137H47ZM51 138V137H50ZM49 139V138H48ZM44 140V139H43ZM56 140V139H55ZM263 140V141H262ZM262 140H261V142H263L264 143V138L262 137ZM46 141V140H45ZM51 142H53V141H51ZM55 142H57V141H55ZM54 142V143H55ZM45 143H49V142H45ZM149 143H151V141L149 142ZM44 144V143H43ZM30 146V145H29ZM33 146V145H32ZM40 147H41V145H39ZM44 146H45V144H44ZM47 147H48V145H46ZM53 146V145H52ZM250 146V147H249ZM42 147H43V145H42ZM50 147V146H49ZM44 148V147H43ZM36 149V148H35ZM45 149V148H44ZM32 150V149H31ZM40 151V150H39ZM44 151V150H43ZM30 154V153H29ZM35 156V155H34ZM34 159H35V161H36V158L35 157H33ZM34 161V160H33ZM48 167V163H45L41 168H40V170H39V176H40V178L42 179L43 178V173H42V170L44 169V168H47ZM244 172V171H243ZM248 173V172H247ZM250 173H252V174H255V172L253 173V171H251ZM241 175V174H240ZM243 176H244V174H243ZM249 176H251L252 177V175H249ZM249 176H247V179H248V177ZM255 176H257V175H255ZM231 177H233V176H231ZM230 177V178H231ZM239 179H241V181H242V183L244 184H247L246 183V181L245 180H247L246 179V177H245V179H244V181L245 182H243V179H242V177H239ZM249 179H250V177H249ZM247 180V182L249 181L250 182V180ZM257 179H260L259 177H257ZM257 181V180H255V178L254 177H252V181ZM236 181H239V184L238 183H236V184H238L239 186L241 185V181L240 180H236ZM235 181V182H236ZM220 182V181H219ZM221 182H224V181H221ZM225 183V182H224ZM223 183V184H224ZM218 184V183H217ZM236 184H235V186H236ZM242 184V185H243ZM244 184V185H245ZM216 185V184H215ZM220 185V184H219ZM233 185V184H232ZM224 186V185H223ZM231 186V185H230ZM224 187H226V186H224ZM218 188V187H217ZM234 188H236V187H234ZM219 189V188H218ZM221 190V193L223 192L222 191V188H220ZM231 189V188H230ZM230 189H228L229 190V192H227L228 190H227V188L226 189H224V192L226 193V194H229V195H231V191H230ZM235 190V189H234ZM234 191H232V193H233ZM228 195H226V197H227ZM208 197V196H207ZM223 197H224V195H223ZM230 197V196H229ZM225 198V197H224ZM208 200V199H207ZM204 201V200H203ZM207 204V203H206ZM217 204V203H216ZM208 205V204H207ZM213 205V204H212ZM211 207V206H210ZM242 208V207H241ZM264 211V210H263ZM262 212V211H261ZM236 213V212H235ZM263 213V212H262ZM234 214V213H233ZM244 215V214H243ZM245 218V217H244ZM243 221H244V223H245V220L243 219ZM242 220H241V222H243ZM238 222V221H237ZM241 222H239V225L241 224ZM236 223V222H235ZM250 223V222H249ZM243 224V223H242ZM238 225V224H237ZM245 225V224H244ZM247 225V224H246ZM245 225V226H246ZM242 226V225H241ZM234 227H235V225H234ZM236 228V227H235ZM240 228H242V227H240ZM246 228V227H245ZM249 228V227H248ZM233 230L235 231L236 229H234L233 228ZM244 230V229H243ZM246 230V229H245ZM232 232V233H236V232ZM237 231V230H236ZM243 232H245V231H243ZM237 233H239L240 234V230H238L237 231ZM239 234H237V235H239ZM195 235V234H194ZM232 235V234H231ZM232 236H234V234L232 235ZM240 236V235H239ZM239 236H237V237H239ZM237 237H236V239H237ZM231 238H234V237H231ZM263 240V239H262ZM253 241V240H252ZM250 246V245H249ZM252 246V245H251ZM253 247V246H252ZM159 248V247H158ZM157 248V249H158ZM250 248V247H249ZM247 249V248H246ZM250 250H251V248H250Z\"/></svg>",
	"mask_w": 264,
	"mask_h": 264
},
{
	"label": "clouds",
	"instance_id": "9594fccd",
	"mask_svg": "<svg viewBox=\"0 0 264 264\" xmlns=\"http://www.w3.org/2000/svg\"><path fill=\"white\" fill-rule=\"evenodd\" d=\"M243 87H245V84L242 79L229 80L220 88L209 91L204 97V103L209 107L227 106L234 100L239 89ZM262 130H264V119L250 116L235 130L234 135L245 134L252 137ZM228 139L227 135L221 134L217 137V143L225 144Z\"/></svg>",
	"mask_w": 264,
	"mask_h": 264
}]
</instances>
